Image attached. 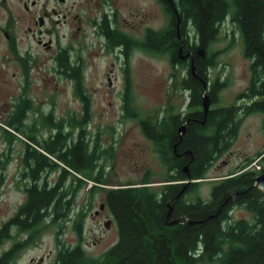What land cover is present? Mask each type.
I'll return each instance as SVG.
<instances>
[{"label": "trees", "instance_id": "trees-1", "mask_svg": "<svg viewBox=\"0 0 264 264\" xmlns=\"http://www.w3.org/2000/svg\"><path fill=\"white\" fill-rule=\"evenodd\" d=\"M159 1L169 22L163 29L150 30L142 47L168 53L173 64L183 63L179 55H186L196 73L192 75L187 68L180 79L181 87L188 92L189 111L186 116L189 121L180 136L178 118L174 117L172 124L158 123L151 127L149 120L141 121L144 133L153 141L168 171L166 181L171 182L162 185L160 192L147 185V178L140 185L128 182L106 189L105 205L117 224V241L98 259L89 258L80 244L63 246L52 264H264V180L256 181L260 173L264 175V149L244 164L256 160L259 168L249 167L214 183L208 200L182 201L181 194L192 190L198 181L187 183L184 189L185 182H172L188 179L184 165L191 179L204 178L209 165L229 149L240 124V112L262 113L264 130V0ZM226 18L240 32L243 53L251 60L250 83L241 94L250 101L243 106H215L204 115L198 109L202 83L209 85L212 103L217 101V92L224 84L217 78L209 83L208 69L217 63V51L211 46ZM82 101L85 109L79 123L85 122L89 115L87 98ZM125 112L136 114L134 110ZM50 124L55 131L49 138L40 143L32 137L24 143L21 164L26 200L1 224L0 245L13 237L12 228L26 233V238L1 250L0 264H15L20 249L36 238L43 221L58 223L70 217L75 188L65 186L67 175L72 174L81 182L82 178L73 173L81 174L86 169L91 172H86V178L94 182L91 190L106 184L101 170L92 174L98 154L94 148L88 150L85 130L81 128L68 144V134L61 131L62 121ZM20 126L13 129L18 132ZM56 160L63 165L59 166ZM58 167L60 173L52 182L48 174ZM168 201L171 211L167 215ZM233 205L249 211L251 219L231 220L229 209ZM173 219L177 222L169 224ZM75 229L80 233L79 218Z\"/></svg>", "mask_w": 264, "mask_h": 264}, {"label": "rangeland", "instance_id": "rangeland-1", "mask_svg": "<svg viewBox=\"0 0 264 264\" xmlns=\"http://www.w3.org/2000/svg\"><path fill=\"white\" fill-rule=\"evenodd\" d=\"M114 6L122 30L129 37H137L139 45L129 47L128 57L125 55L123 60L110 50L99 49L92 31L87 33L81 53L84 56L82 83L89 94V115L85 122L79 123L83 118L82 102L73 91L74 84L62 77H52L51 61L22 69L16 59L8 65L7 57L0 59V226L26 200V180L21 164L24 143L32 137L40 143L49 138L55 131L50 122L62 121L61 131L68 134V144L81 128L85 130L88 150L94 148L98 154L92 174L101 170L106 183L91 190L94 182L86 178V173H73L82 178L81 182L72 174L67 175L65 186L75 188L70 217L58 223L48 219L43 221L36 238L20 249L15 264H52L59 248L77 244L82 245L89 258H100L118 239L117 224L107 207L105 219L92 216L105 201V190L128 182L140 185L142 179L147 178V185L160 192L166 182L168 171L153 141L143 133L140 121H154L162 115L186 110L188 92L181 87L180 79L185 75L187 65L185 62L173 64L168 53L142 47L147 28L157 31L169 22V16L158 0H118ZM18 35L22 36V32ZM23 41V45L30 43L31 52L38 50L30 39ZM211 47L217 51V63L208 69V81L217 78L224 84L210 108L231 104L243 106L250 101L241 94L250 83L251 60L244 55L240 32L229 18L221 23L218 38ZM109 67L117 75L110 89H116L117 93L106 92L105 77ZM121 85L123 96L119 93ZM25 99L30 104L27 105ZM198 109L202 107L198 106ZM125 110H134L136 114L130 115ZM239 117L240 124L229 149L209 165L204 178L186 192L185 200H207L218 179L236 171L246 158H252L264 149L263 114L240 112ZM16 126H20L18 132L13 129ZM250 165L254 166V162ZM59 173L58 167L48 174V178L53 182ZM229 217L231 220L251 219L252 214L237 206L230 210ZM78 218L80 233L75 229ZM108 219L110 224L106 227L104 221ZM16 230L12 228L13 237L0 245V251L26 238V233Z\"/></svg>", "mask_w": 264, "mask_h": 264}, {"label": "flooded vegetation", "instance_id": "flooded-vegetation-1", "mask_svg": "<svg viewBox=\"0 0 264 264\" xmlns=\"http://www.w3.org/2000/svg\"><path fill=\"white\" fill-rule=\"evenodd\" d=\"M116 2L118 0H0V59L5 60L7 57V65L11 60L16 59L22 69L33 64L46 65L48 61H51L50 68L54 72L52 77H62L74 84L73 91L82 102L81 110H84L85 105L82 99L87 98L89 94L82 83L84 56L81 53L84 50L82 43H84L87 33L92 31L99 49L101 48L105 52L110 50L115 56H122L123 60L125 55L128 57L129 47L139 45L137 37H129L122 30L114 6ZM107 6L108 8H106ZM150 30V28L145 30L144 38ZM19 31L22 32V36L18 35ZM24 39H30L38 50L34 53L31 52L29 42L23 45ZM181 60H184L189 68V59ZM110 64L112 66V62ZM77 76H79L78 80H76ZM116 79L117 75L114 74V69L109 67L105 77L108 94L117 93L116 89L114 91L110 89L113 80ZM123 89L121 85L119 90L121 96H123ZM26 102H28L27 105L30 104L28 99ZM188 113L189 111L185 110L184 112L162 115L154 121L143 120H149L148 126L151 127L158 123L172 124V119L175 117L178 118L179 125L183 123L187 125L189 120L186 116ZM141 121L140 127L144 133ZM177 133L180 136L178 131ZM241 163V166L246 164L247 158ZM250 164L221 177L216 183L248 169L251 167ZM86 172L85 169L84 173ZM170 182L166 181L164 184ZM172 182L184 181L174 180ZM186 192L181 194L182 201L185 200ZM102 203V209L99 205L98 210L92 214L95 218L105 219L108 217L105 214V201ZM237 206L240 205H233L229 212ZM106 222L107 220L104 221V225ZM93 243L96 244V240H93Z\"/></svg>", "mask_w": 264, "mask_h": 264}, {"label": "water", "instance_id": "water-1", "mask_svg": "<svg viewBox=\"0 0 264 264\" xmlns=\"http://www.w3.org/2000/svg\"><path fill=\"white\" fill-rule=\"evenodd\" d=\"M180 51H181V47L179 49V53H180ZM188 54H191V52H189ZM185 57H186V55H179V59H184ZM189 71L192 75L196 76L195 68H194V65H193L191 59H189ZM202 84H203V92H202V97H201V107H202V111H203L204 115H206L207 111L209 110L210 104H211V98H210V95L208 93L209 88H208L207 82H203ZM185 126H186L185 123H183L179 126V128H178L179 134H182L184 132ZM183 171L186 172V175L188 178L187 180L184 181L185 184L183 185V189L186 187L187 183L199 180V179L193 180L190 178V176L187 172V166L186 165H184ZM263 179H264V175H259L256 177L257 182H260ZM167 205H168V213H167V215H168L171 211V205H170L169 201L167 202ZM102 207H103V204H100L101 209H102ZM176 222H177V219H173L172 221L169 222V224L176 223ZM189 222H191V221H189ZM109 224H110V220H108L105 223V226L108 227Z\"/></svg>", "mask_w": 264, "mask_h": 264}]
</instances>
